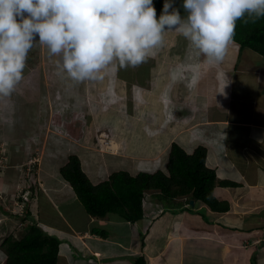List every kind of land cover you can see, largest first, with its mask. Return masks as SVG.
<instances>
[{"label": "rangeland", "instance_id": "1", "mask_svg": "<svg viewBox=\"0 0 264 264\" xmlns=\"http://www.w3.org/2000/svg\"><path fill=\"white\" fill-rule=\"evenodd\" d=\"M238 49L233 41L222 63H209L203 55L196 56L178 31L168 30L164 33V44L139 66L122 68L116 64L106 71L102 80L74 83L56 75L57 58L49 57L47 50L37 43L28 54L25 78L11 103L0 102V204L8 209L0 212V264H6L4 239L10 233L20 236L26 225L33 221L24 215L25 202L20 201L21 195L30 190L41 193V199L47 193L50 196L47 175H58L60 165L71 154L81 157L84 169L94 178L95 174L106 169L108 174L115 168L127 169L134 174L141 166L155 170L166 165V155L174 141L186 140L190 144L191 135L198 134L225 145L228 134L221 133V129L219 133V129L214 128L222 113L232 122H227V125L231 123L229 137L238 136L237 150L233 148L232 154L241 162L245 153L240 148L243 143L248 144L246 156H251L252 165L244 166L248 171L245 178L253 179L262 157L264 161V132L255 126L253 129L250 124L236 126V119L264 124V59L251 49L242 54ZM191 86L193 90L189 89ZM199 119L204 120L198 123ZM154 142L162 149L150 157L147 152L154 149ZM126 146L129 152L141 156L134 164L136 171L123 163L127 159L121 160L124 153L128 154ZM227 191L230 199L238 204L240 192ZM251 192L252 188L248 187L242 195ZM152 198L156 206L161 205L159 211L162 212L149 218L151 207L148 202ZM179 198L173 203H160L154 191L147 192L146 216L139 224L149 227L151 223L153 238L147 242L145 240L149 238L142 233L135 239V245L156 248L157 251L152 252L159 251L158 255L166 252L173 242L179 252L197 250L194 239H188L185 244L186 236L216 224L206 225L203 219H210L207 211L198 213L196 204L184 208L181 204L184 197ZM31 206L33 209L32 203ZM185 206L189 207V204ZM37 209L36 205L34 211ZM36 215L39 219V213ZM178 233L183 234L182 241L176 237ZM155 239H160L159 244ZM251 239L250 243L244 244L250 253L253 251L251 246L261 243L262 238ZM97 244L102 246L104 242ZM110 245L111 242L108 247ZM62 248H65L62 253L69 264H102L95 259L96 256L89 259L86 245L73 248L64 242ZM71 248L73 254L67 252ZM134 258L135 255L127 256L128 263L123 264H130ZM159 258L151 257L150 263L155 264ZM60 262L66 263V260L61 258ZM110 262L106 258L105 264Z\"/></svg>", "mask_w": 264, "mask_h": 264}, {"label": "clouds", "instance_id": "2", "mask_svg": "<svg viewBox=\"0 0 264 264\" xmlns=\"http://www.w3.org/2000/svg\"><path fill=\"white\" fill-rule=\"evenodd\" d=\"M173 5L165 0L157 17L153 0H0V102L11 103L37 43L57 58V76L80 83L102 80L116 64L146 62L168 30L178 31L196 56L222 63L237 22L264 17V0H183L185 17Z\"/></svg>", "mask_w": 264, "mask_h": 264}, {"label": "crops", "instance_id": "3", "mask_svg": "<svg viewBox=\"0 0 264 264\" xmlns=\"http://www.w3.org/2000/svg\"><path fill=\"white\" fill-rule=\"evenodd\" d=\"M189 89L193 90L194 88L191 86ZM262 93H264V88ZM220 116L221 119L216 121L218 124L217 127L214 128H218L219 133L221 129V133L223 132L228 134V142H226L225 145H223L222 141L219 142L215 140H208L206 136L199 137L197 133V135H191V139L188 140L191 142L190 144H187L186 140L180 141V143H182L190 151H192L199 143L203 142L207 144L210 147L208 162L210 165L217 167L219 176L221 178L236 179L241 182V184L238 186H218L216 188V195L220 199H227L229 202H231L230 209L227 211L213 212L211 209H205L203 204L199 202H195L193 204H196V206L199 207L196 210L198 213H201L203 210H205V212L207 211L206 214H209V220L203 219L206 225L216 224L213 227L203 229L202 231H197L195 233H190L186 236L187 241L185 244L188 242V239H194V243L196 244L197 248V250L195 249L196 251L190 249L184 252H179L180 250L174 246V242H169L171 245L170 248L166 249V252H164L162 255H158L159 251L158 253L152 252L157 251L156 248L148 249V246L146 248L145 246L141 248L140 245H135V239H138L142 233L147 238H149L145 241L149 242L152 240L151 238H153V228H151V223L149 224V227L144 225L140 226L139 222H142L141 220L135 223L129 222L117 213H110L105 217H93L86 211L83 204L75 195L72 186L69 182L63 179L60 172H58V175L51 177L50 175H47V179L50 178V182H48L51 193L50 196H47V193L45 198L41 199V193L38 194L33 191L30 192V190L26 191V195L29 196L28 199H32L30 205H28L32 213H35V215L32 216H34V219L37 220L38 223L45 228V230H47L45 226L49 227L51 230H47L48 232L57 234L62 239L61 253L62 249H65L62 248L64 242L68 243L73 248H76V246H79V244L86 245L90 252L89 259L92 260L91 257L96 256L97 258L95 259L98 262L100 261L102 264H105L106 258L111 260L109 264H123V262L128 263L126 259L127 256L137 255L139 253H144L147 256L149 263L151 257H160L161 259L159 258L160 260L158 262L156 261L155 264H249L252 259H257L259 264H264L263 157L259 163L260 165L256 168L257 174L253 176V179L246 180L245 176L248 174V171L244 169L250 164L252 165L251 156H246L248 153L246 152L248 144L243 143L242 147L240 148L241 152L245 153L244 156H242L243 160L241 162L240 158H237L232 154L233 148H236L237 150L238 142V136L235 138L229 137L231 130L230 125L232 122L227 117L228 115H223L221 113ZM203 120L204 119H199V121H197L198 123H201ZM236 121V126L250 124L253 126V129L256 128L257 130H260L261 133L264 132V124L261 126L257 122H248L247 120L240 119H236ZM227 122L231 123L227 125ZM198 123H196L195 126ZM156 144L157 142H154V149L149 148L150 151L147 152V155L150 157L156 155L162 149V147H156ZM126 151L128 153L127 156L126 153H124L125 155L122 156L121 160L123 158L127 159L128 161L126 160L127 162L124 161L123 163H127L131 166V170L136 171L134 164L141 156L137 157V152H129L128 146H126ZM140 153L145 154V151H140ZM125 156L127 158H125ZM144 169L148 168H143L141 166L139 170ZM235 169H238V171L235 172ZM99 172L100 173L97 172V175H94L96 176V181H100L109 175L107 169L106 171ZM248 187L252 188V192L245 196L242 195V192ZM227 189L236 191L235 193H237V191L240 192V196L237 198L238 204L236 201L233 202L232 199H230L231 197L228 196ZM27 192H30V195L27 194ZM156 193L158 192H155V195ZM34 195H36L35 198ZM177 200L178 199H176V201ZM31 203L33 204V209ZM160 203L162 202L160 201ZM186 203L188 202H186V197H184V202L181 204L184 205V208H192L186 207ZM148 204L149 207H151L149 218H153V216L158 215L160 211L162 212V210L159 211L161 205L160 207L156 206L154 198L150 199ZM36 205L38 209L35 212L34 207ZM154 207L157 208L155 209ZM37 213H39V219H37ZM220 220L223 221L219 224L218 221ZM94 229L98 231L94 232ZM100 230L103 231L102 233H106V235L103 236L99 234ZM58 231L61 233V235L58 233ZM175 235L176 237L180 238V241H182L181 239L183 234L178 233ZM256 236L262 238L261 243L256 244L259 248L256 247V245L254 247L251 246L250 249L253 251L250 253L247 248H244V244L250 243L252 241L251 238ZM158 240L160 239H155L157 244H159ZM175 240L178 239H174V241ZM101 242H104V244L99 246L97 243ZM110 242L111 245L108 247ZM73 248L67 252L73 254ZM61 253L58 264H69L67 258H65L63 253ZM61 258H64L66 263L60 262ZM113 258L118 260H113ZM80 263L88 264L87 262ZM129 263L131 264L132 262Z\"/></svg>", "mask_w": 264, "mask_h": 264}, {"label": "trees", "instance_id": "4", "mask_svg": "<svg viewBox=\"0 0 264 264\" xmlns=\"http://www.w3.org/2000/svg\"><path fill=\"white\" fill-rule=\"evenodd\" d=\"M164 2L165 0H153L157 17L163 11ZM173 6L179 10L181 17L187 15L183 0H174ZM233 41L238 45L241 54L251 49L264 59V17L255 23L245 24L238 21ZM209 154L210 147L203 142L190 151L182 143L174 141L166 155V165L155 170L144 169L134 174L130 170L119 169L96 181L84 169L81 157L71 154L60 165L59 172L70 183L78 200L93 217L117 213L129 222H139L145 217V198L149 190H157L156 196L161 202L173 203L179 197H186L188 203L190 199H195L212 210L227 211L230 209V202L220 199L216 195V188L238 186L241 182L232 178H221L217 167L209 164ZM20 201L25 202L24 215L30 216L33 221L26 225L20 236L10 233L4 239L6 264H58L62 239L34 220L28 207L29 199L24 194ZM5 211L8 209L0 204V212ZM97 231L94 229V232ZM102 232L100 230L99 234L105 236L106 233ZM144 245L145 242L142 246ZM131 264L150 263L144 253H139ZM249 264L259 263L257 259H252Z\"/></svg>", "mask_w": 264, "mask_h": 264}, {"label": "bare ground", "instance_id": "5", "mask_svg": "<svg viewBox=\"0 0 264 264\" xmlns=\"http://www.w3.org/2000/svg\"><path fill=\"white\" fill-rule=\"evenodd\" d=\"M30 77H31V76H30ZM38 78H39V77H38ZM60 78H61V77H60ZM56 80H57V79H56ZM56 80H55V81H56ZM135 80H136V79H135ZM137 80H138V79H137ZM33 81H34V80H33ZM37 81H38V80H37ZM57 81H58V80H57ZM60 81H61V80H60ZM92 81H93V80H92ZM58 82H59V81H58ZM89 85H90V84H89ZM90 86H91V85H90ZM90 86H89V87H90ZM129 86H130V85H129ZM133 87H134V86H133ZM89 89H90V88H89ZM30 90H31V89H30ZM31 91H32V90H31ZM92 97H93V96H92ZM36 100H37V99H36ZM138 100H139V99H138ZM107 101H108V100H107ZM32 102H33V100H32ZM137 103H138V102H137ZM137 103H136V104H137ZM92 105H93V104H92ZM144 107H145V106H144ZM156 110H157V109H156ZM145 111H146V109H145ZM157 111H158V110H157ZM150 118H151V117H150ZM151 119H152V118H151ZM163 122H164V121H163ZM153 124H154V123H153ZM91 132H92V131H91ZM89 137H90V136H89ZM88 143H89V142H88ZM139 143H140V142H139ZM139 143H138V144H139ZM140 145H142V144H140ZM140 145H139V146H140ZM102 148H103V147H102ZM136 149H137V148H136ZM95 177H96V176H95Z\"/></svg>", "mask_w": 264, "mask_h": 264}, {"label": "water", "instance_id": "6", "mask_svg": "<svg viewBox=\"0 0 264 264\" xmlns=\"http://www.w3.org/2000/svg\"><path fill=\"white\" fill-rule=\"evenodd\" d=\"M191 203L194 204V199H191Z\"/></svg>", "mask_w": 264, "mask_h": 264}]
</instances>
